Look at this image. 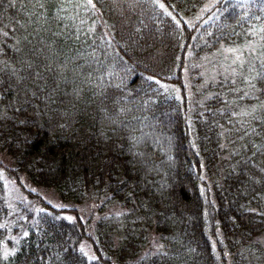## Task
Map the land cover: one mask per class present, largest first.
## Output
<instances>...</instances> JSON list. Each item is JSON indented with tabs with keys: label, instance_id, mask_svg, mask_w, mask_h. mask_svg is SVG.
Returning <instances> with one entry per match:
<instances>
[{
	"label": "trees",
	"instance_id": "obj_1",
	"mask_svg": "<svg viewBox=\"0 0 264 264\" xmlns=\"http://www.w3.org/2000/svg\"><path fill=\"white\" fill-rule=\"evenodd\" d=\"M206 1L0 0V221L3 174L67 204L0 264H264V62L200 82L264 0Z\"/></svg>",
	"mask_w": 264,
	"mask_h": 264
},
{
	"label": "rangeland",
	"instance_id": "obj_2",
	"mask_svg": "<svg viewBox=\"0 0 264 264\" xmlns=\"http://www.w3.org/2000/svg\"><path fill=\"white\" fill-rule=\"evenodd\" d=\"M216 0H207L199 12L202 14L210 8ZM160 6H162L159 3ZM206 64H202L201 69V84L202 87L209 82H219L221 79H230L235 83L234 77L237 74L244 75L249 72H255L258 63L264 62V34L262 32H253L249 39L243 40L240 43L223 47L204 55ZM184 86L187 94L191 95L194 89L191 86L189 76L184 77ZM205 84V85H203ZM4 172V171H3ZM4 181V202L7 211L2 214L1 225L6 228L5 240L2 243L0 256L5 257L9 254L18 237L21 235V221L26 220L23 212L20 211V206H30L37 204L38 198H43L56 207L65 206L62 204L56 195L51 190H45L28 183L24 177H21L17 182L15 179L2 175ZM37 206H40L37 204ZM87 212L90 211L83 207ZM114 210V208H112ZM16 226V228H14ZM16 231H15V230ZM261 245L264 248V235L260 237Z\"/></svg>",
	"mask_w": 264,
	"mask_h": 264
},
{
	"label": "snow or ice",
	"instance_id": "obj_3",
	"mask_svg": "<svg viewBox=\"0 0 264 264\" xmlns=\"http://www.w3.org/2000/svg\"><path fill=\"white\" fill-rule=\"evenodd\" d=\"M69 219H71V217H69Z\"/></svg>",
	"mask_w": 264,
	"mask_h": 264
}]
</instances>
